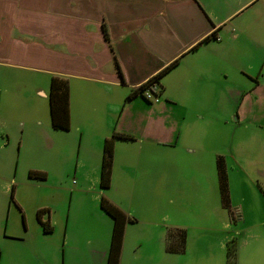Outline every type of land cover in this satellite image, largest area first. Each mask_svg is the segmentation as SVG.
Masks as SVG:
<instances>
[{"label": "crops", "instance_id": "obj_1", "mask_svg": "<svg viewBox=\"0 0 264 264\" xmlns=\"http://www.w3.org/2000/svg\"><path fill=\"white\" fill-rule=\"evenodd\" d=\"M229 2L0 0V190L11 189L12 195L0 206L2 235L19 210L22 235L12 238L28 243L30 228L17 185L35 184L44 187L45 199L34 206L44 234L56 230V222L64 217L63 205H68L64 258L67 247L78 245L68 234L91 229L94 234L86 243L92 261L108 263L114 222L101 207L105 196L135 218L126 223L119 264H133L139 258L140 264L214 262V254L212 259L208 255L212 237L207 234L222 228L210 225L204 204L215 199L233 219L244 217L222 154L227 133H220L219 125L228 124L229 113L243 123L242 107L252 109L258 99L264 103L263 68L256 72L250 57L248 67H243L242 60L223 56L220 50L228 35L230 44L237 39L251 43L253 51L261 52L254 63H264V0ZM251 7L252 18L243 15L238 18L242 27H234L232 19ZM250 24L252 36L245 33ZM174 61L177 64L159 77ZM231 70L248 81L230 85L237 79ZM54 75L68 79L70 85L67 130L52 125L49 92ZM151 79L152 99L132 94ZM230 92L235 106H230ZM114 131L133 138L115 139L111 183L103 188V145ZM240 136L236 146L244 149L245 138ZM254 143L259 145L257 155H264V133H252V148ZM214 153V163L211 158L206 163V156ZM220 164L227 175L225 204ZM20 167L25 179L19 176ZM91 203L95 209L88 212ZM190 217L200 218L199 225L187 222ZM252 217L264 218L258 211H252ZM38 226L32 230L34 236ZM240 231L234 235L245 233ZM154 244L157 253L152 251ZM221 245L216 255L227 250V256L229 240ZM32 249L37 260L53 264L38 244ZM232 251L236 263L264 264V220L252 223V254L242 257L237 244Z\"/></svg>", "mask_w": 264, "mask_h": 264}, {"label": "rangeland", "instance_id": "obj_2", "mask_svg": "<svg viewBox=\"0 0 264 264\" xmlns=\"http://www.w3.org/2000/svg\"><path fill=\"white\" fill-rule=\"evenodd\" d=\"M237 0H230V4H234ZM252 7L248 8L243 12L241 16H236L232 19V23L234 27H242L238 21L239 17H248L252 18ZM231 23V24H232ZM248 30H245L246 35L252 36V24L247 27ZM235 30V29H234ZM230 32V31H229ZM238 41L231 42L230 36L227 35L224 44L220 47L222 51V55H228V57L233 58L238 62V59L243 61L241 66L248 67L249 61L247 57L252 58V68L256 71L264 70V63L261 65L260 63H254L253 60L259 59L258 54L260 51H253L252 44L249 42H241V39H237ZM242 41H245L242 39ZM231 53H235L233 56ZM243 56V57H242ZM230 68L234 66L232 64L229 65ZM256 71V72H257ZM230 72L236 73V80L231 82L230 85H237L240 82H247L248 77L242 73H237L235 70H231ZM229 103L230 106H235L236 101L231 98V92L229 95ZM246 103V102H245ZM241 118H244L243 123L238 122L237 116L229 113L228 116V124L221 123L220 129L222 132L227 133V144L223 146L222 154L225 155L228 165V170L230 174L231 180V188L236 200L239 201V204L242 203L244 206V217L233 219L230 216L227 209H220V202L215 200L211 203H205L207 206L206 211L209 212L208 221L213 228H222L220 230H213L209 232L207 235L212 237V248L209 251L208 255L211 257L214 254L212 264H239L233 261V254H228L226 256V252L224 255H216L217 250H221V244H225L226 239L229 240V244L231 248H235L236 244L240 249L241 256L244 254H252V223L255 222H263V217H252V211H258L261 213V216H264V189L261 188V184L264 185V169H255L258 167H264V159L262 155H257V149L259 147L258 143H254L255 147L252 148V133H264V103L261 99L256 100L252 105V109L249 106H244L241 108ZM243 135L245 138L244 149L240 148V146H236V141H238L237 137H241ZM253 153V155H252ZM217 153L206 156L205 162L208 163L211 158V163L215 161ZM252 157L255 160L254 163L252 161ZM254 163V165H253ZM9 166H5V169H8ZM213 178H217L216 169H212ZM8 173H12V171L6 170ZM19 176L24 177V170L19 168ZM219 177V176H218ZM206 179H208L206 177ZM20 180V179H18ZM18 191V199L20 200L22 207L21 209L25 211V221H27L30 234L28 237V243L22 242L21 240L13 239L12 237H18L22 235V230H20V224L23 226L24 219L22 218V213H19V210H13L16 215L11 216V222L8 228L6 229L5 235H2L0 232V264H46L43 259L37 260L33 255L32 247L38 244L39 248L46 251L47 255H50L51 263L53 264H94L92 261L91 247H88L86 243L87 237H91L94 234V231L91 229H85L81 231H77V234H68V238L71 237L73 241H77L78 245L76 247L69 246L66 248V254L64 258V253L62 252L63 242L65 240L64 234V222H67V214L65 215V211L68 209V205H63L64 217H61V223L59 221L56 222V230L49 234H44L41 231V228L37 225V217L35 213V204L40 202V200L45 199V193L43 191L44 187H40L35 184H19L17 185ZM10 188V187H9ZM263 196H261L260 194ZM14 196V195H13ZM11 189L10 192L5 191L2 193L0 190V206L2 203L7 204L9 198H11ZM258 199H261L258 201ZM189 202L182 200V205L186 206ZM14 203L12 202V205ZM61 208L58 209L60 211ZM95 206L91 203V205L87 208L88 212H93ZM59 212L57 213V218L59 216ZM0 219V224H1ZM182 221L186 219H181ZM200 218L190 217L187 222L194 225H199ZM207 221V225H209ZM3 222V221H2ZM185 222V221H184ZM6 223V221L4 222ZM38 226L39 234L34 236L32 234V230L34 226ZM226 228H233L230 233H225ZM240 230H244V234L234 235V232ZM16 233V234H14ZM42 233V234H41ZM5 236V238H4ZM8 236V237H7ZM66 237V238H67ZM236 237H238L236 239ZM243 237V238H242ZM68 239V240H69ZM33 246H32V245ZM69 244V243H68ZM256 252V243L253 244ZM153 252L157 253V249L155 248V244L152 247ZM131 250V248H130ZM130 258L133 260L135 257L132 256L130 251ZM243 255V256H244ZM67 256V257H66ZM242 256V257H243ZM219 257V258H218ZM260 259L261 257H258ZM98 264V263H96ZM133 264H140V258L135 261Z\"/></svg>", "mask_w": 264, "mask_h": 264}, {"label": "trees", "instance_id": "obj_3", "mask_svg": "<svg viewBox=\"0 0 264 264\" xmlns=\"http://www.w3.org/2000/svg\"><path fill=\"white\" fill-rule=\"evenodd\" d=\"M214 34V33H213ZM212 34V35H213ZM177 64V61L171 63L164 71H162L158 76L160 77L167 69L174 67ZM158 77V78H159ZM155 81L153 79L149 80L145 84L141 85L139 89H136L132 94L141 93L146 99H149L145 95V89L148 88ZM50 100V111H51V120L54 128L57 129H69L71 122L70 115V85L68 79L61 76H52L49 92ZM116 138L131 139L132 135L127 133H121L114 131L110 137H107L103 145V159L101 167V179L100 185L103 188L110 186L112 178V165L114 159V142ZM30 174L33 176H42V172L39 171H30ZM219 179L222 192V199L224 204L227 203L229 199L228 193V184H227V175L224 166L220 164L219 168ZM101 207L113 218V230L111 235V243L108 254V263L107 264H119L120 255L122 251L124 230L126 223L128 221H135L134 217L129 216L125 211L120 207L114 204L110 199L103 196L101 198ZM44 228L50 230V226L47 223H44ZM184 238V233H182ZM182 238V239H183ZM232 248L229 247V253L232 254Z\"/></svg>", "mask_w": 264, "mask_h": 264}, {"label": "built area", "instance_id": "obj_4", "mask_svg": "<svg viewBox=\"0 0 264 264\" xmlns=\"http://www.w3.org/2000/svg\"><path fill=\"white\" fill-rule=\"evenodd\" d=\"M154 87H155V85H154V83H152L148 88L145 89V95L149 99H152V97L154 96V92H155Z\"/></svg>", "mask_w": 264, "mask_h": 264}]
</instances>
